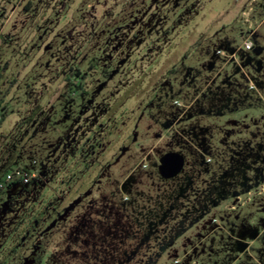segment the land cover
Returning <instances> with one entry per match:
<instances>
[{"label":"rangeland","instance_id":"rangeland-1","mask_svg":"<svg viewBox=\"0 0 264 264\" xmlns=\"http://www.w3.org/2000/svg\"><path fill=\"white\" fill-rule=\"evenodd\" d=\"M97 102L127 127L86 169ZM16 171L69 182L8 264H264V0H0V253Z\"/></svg>","mask_w":264,"mask_h":264},{"label":"flooded vegetation","instance_id":"flooded-vegetation-1","mask_svg":"<svg viewBox=\"0 0 264 264\" xmlns=\"http://www.w3.org/2000/svg\"><path fill=\"white\" fill-rule=\"evenodd\" d=\"M99 91L98 94L102 92V89ZM104 99L102 97V101ZM101 104L97 102L86 107L80 117V125L71 130L69 139L65 144L66 155L68 154L75 159L78 158L79 161L77 160V162L86 169L94 168L103 158H106L111 147L109 136L112 128L120 125L122 129L127 127V123L119 124L116 119H113L112 113L104 109ZM58 177L59 174L54 175L51 179L43 177L41 179V177L34 176L27 183H21L18 180L21 183L22 198L17 194L15 201L9 202L6 208L5 221L7 224H11V230L4 244L5 250L0 253V264H8L10 259L18 258L32 233L40 225L47 222L49 217L53 219L59 214L61 206L56 201L62 191L58 188L61 185H68L69 181L61 180ZM53 182L57 185L56 190L58 192L51 188L54 190H52L53 194L49 196L47 190L54 184ZM48 213L51 214L48 216ZM38 239L37 237L36 240Z\"/></svg>","mask_w":264,"mask_h":264},{"label":"water","instance_id":"water-1","mask_svg":"<svg viewBox=\"0 0 264 264\" xmlns=\"http://www.w3.org/2000/svg\"><path fill=\"white\" fill-rule=\"evenodd\" d=\"M184 157L177 152H167L159 158L158 171L163 178L177 175L184 166Z\"/></svg>","mask_w":264,"mask_h":264},{"label":"built area","instance_id":"built-area-1","mask_svg":"<svg viewBox=\"0 0 264 264\" xmlns=\"http://www.w3.org/2000/svg\"><path fill=\"white\" fill-rule=\"evenodd\" d=\"M244 47L246 49H251V47H252L251 41L245 40L244 41ZM34 176H35L34 174H31L27 171H16L13 174H7L5 181L11 182L14 179V177H16L21 183H27Z\"/></svg>","mask_w":264,"mask_h":264}]
</instances>
